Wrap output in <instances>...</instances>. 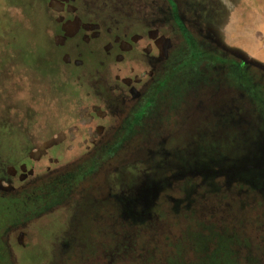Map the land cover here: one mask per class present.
Returning <instances> with one entry per match:
<instances>
[{
  "label": "rangeland",
  "instance_id": "374dc122",
  "mask_svg": "<svg viewBox=\"0 0 264 264\" xmlns=\"http://www.w3.org/2000/svg\"><path fill=\"white\" fill-rule=\"evenodd\" d=\"M3 59L0 111L75 127L3 181L0 264H264V0H0Z\"/></svg>",
  "mask_w": 264,
  "mask_h": 264
},
{
  "label": "crops",
  "instance_id": "0c3cea01",
  "mask_svg": "<svg viewBox=\"0 0 264 264\" xmlns=\"http://www.w3.org/2000/svg\"><path fill=\"white\" fill-rule=\"evenodd\" d=\"M231 36L229 38L228 32L224 33V40H219L216 36V42L213 47H210L222 51L229 58L239 57L235 53L247 50L248 41L245 43L230 41ZM219 38H223L222 33L219 34ZM18 63L19 60H0V79H4L3 74L16 76L13 68L18 69ZM226 64L228 63L226 62ZM3 98V88L1 87L0 107L6 104ZM35 115L37 116L35 112H31L24 121L17 123L10 119L6 111L3 109L0 111V212L2 213L8 210L5 203L9 201L7 198L2 201V196L6 194L2 187L3 181L7 188L10 178L19 179L22 182L26 172L32 174L37 168L42 169L49 164L58 163V157L68 138L67 133L75 127L74 124L69 123L70 117H67L60 127L46 131L39 128L38 121H34Z\"/></svg>",
  "mask_w": 264,
  "mask_h": 264
},
{
  "label": "trees",
  "instance_id": "16d2710c",
  "mask_svg": "<svg viewBox=\"0 0 264 264\" xmlns=\"http://www.w3.org/2000/svg\"><path fill=\"white\" fill-rule=\"evenodd\" d=\"M129 36V35H128ZM131 133H129L128 135H130ZM139 149V148H138ZM139 151V150H138ZM7 201V200H6ZM5 204H9V201H7Z\"/></svg>",
  "mask_w": 264,
  "mask_h": 264
},
{
  "label": "flooded vegetation",
  "instance_id": "af4514ba",
  "mask_svg": "<svg viewBox=\"0 0 264 264\" xmlns=\"http://www.w3.org/2000/svg\"><path fill=\"white\" fill-rule=\"evenodd\" d=\"M109 36V35H108ZM113 38H115L114 36H113ZM108 40H110V39H108ZM112 42H113V40H112ZM113 44H115V42H113Z\"/></svg>",
  "mask_w": 264,
  "mask_h": 264
}]
</instances>
